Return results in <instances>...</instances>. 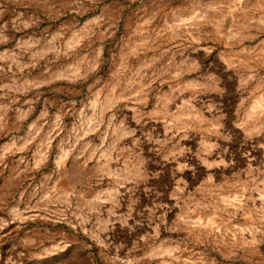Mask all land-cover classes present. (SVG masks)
<instances>
[{
    "label": "rangeland",
    "instance_id": "1",
    "mask_svg": "<svg viewBox=\"0 0 264 264\" xmlns=\"http://www.w3.org/2000/svg\"><path fill=\"white\" fill-rule=\"evenodd\" d=\"M0 264H264V0H0Z\"/></svg>",
    "mask_w": 264,
    "mask_h": 264
}]
</instances>
